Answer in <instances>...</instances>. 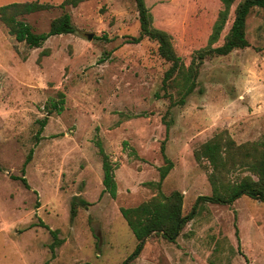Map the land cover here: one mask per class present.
Listing matches in <instances>:
<instances>
[{
    "label": "rangeland",
    "instance_id": "1",
    "mask_svg": "<svg viewBox=\"0 0 264 264\" xmlns=\"http://www.w3.org/2000/svg\"><path fill=\"white\" fill-rule=\"evenodd\" d=\"M14 1L32 0L0 5ZM39 1L55 7L22 16L35 32H46L64 12L75 32L31 48L0 23V264H122L137 241L119 208L155 194L145 183L157 181L165 163L162 117L171 118L165 154L173 163L162 191L183 193L184 214L199 195L211 193L195 147L222 129L236 143L264 135V8L247 17L250 45L204 60L197 89L183 106L169 107L161 87L169 63L155 41L131 40L139 34L134 0H83L75 7ZM145 1L153 25L171 35L188 64L207 43L219 0ZM234 6L214 45L223 42ZM60 92L58 113L52 103ZM97 139L116 166L114 198L104 191ZM12 176H24L30 188ZM75 195L90 204L71 220ZM42 223L63 240L53 257ZM130 264H264V202L241 196L231 205L202 204L175 242L153 235Z\"/></svg>",
    "mask_w": 264,
    "mask_h": 264
},
{
    "label": "trees",
    "instance_id": "2",
    "mask_svg": "<svg viewBox=\"0 0 264 264\" xmlns=\"http://www.w3.org/2000/svg\"><path fill=\"white\" fill-rule=\"evenodd\" d=\"M81 1L83 0H63L59 7L65 5L75 7ZM134 2L138 12L139 34L132 37L131 40L136 43L143 38L155 41L158 54L169 63L161 84L162 96L168 97L169 107L183 106L189 95L197 89V78L204 60L214 56L226 55L234 49L245 48L250 45L246 37L247 17L254 8H264V0H239L237 3L236 0H219L220 9L212 24L207 43L193 52L191 60L187 64L174 49L171 35L166 30L153 25L152 14L146 1L134 0ZM233 5L235 6L232 12V20L223 37V42L214 45L227 24ZM53 7H55L53 4L39 0L9 2L0 5V23L17 41L25 42L31 48L40 47L53 35L75 32L71 15L68 12L53 18L50 21L49 29L40 33L35 32L32 26L22 18V16ZM46 52V50L43 51V53ZM198 91H202V88H198ZM59 95L61 98L52 103V107L58 113L62 111L64 102V94L60 92ZM156 95L161 97L159 94ZM170 113V108H168L167 114ZM162 121L165 127V137L160 143V151L165 163L158 166V180L145 183L155 191V194L136 206H121L119 208L122 217L137 241L135 249L122 264H130L141 252L145 241L153 235H159L169 242H175L185 224L193 218L198 207L202 204L231 205L241 196H248L251 199L264 202V135L258 140L236 143L228 131L222 129L193 149L194 160L199 165H204V163L207 165V180L211 187V193L199 195L190 211L184 214L183 193L177 189L168 193L162 191V181L173 166L172 161L165 154V143L169 135L171 118L162 117ZM46 122L47 117L40 120V127L35 134L36 141L40 139ZM123 143L126 144V142ZM96 145L101 155L104 191L114 198L117 194V183L114 175L116 166L104 151L99 139H97ZM32 153L33 150L31 149L26 156L21 168L23 174L26 165L32 158ZM12 177L20 180L25 188H30L24 176ZM89 204L82 197L73 196L70 204V219L75 218L79 207L86 208ZM42 225L49 230L52 237L48 249L53 257L55 247L60 246L63 240L58 236L57 229H50L43 223ZM44 264L50 263L47 261Z\"/></svg>",
    "mask_w": 264,
    "mask_h": 264
},
{
    "label": "water",
    "instance_id": "3",
    "mask_svg": "<svg viewBox=\"0 0 264 264\" xmlns=\"http://www.w3.org/2000/svg\"><path fill=\"white\" fill-rule=\"evenodd\" d=\"M85 35H86V38H87V39H91V38H92V36H93V34H92V33H86Z\"/></svg>",
    "mask_w": 264,
    "mask_h": 264
}]
</instances>
